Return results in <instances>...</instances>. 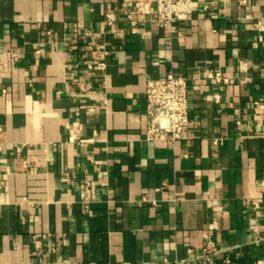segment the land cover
<instances>
[{"label":"crops","instance_id":"crops-1","mask_svg":"<svg viewBox=\"0 0 264 264\" xmlns=\"http://www.w3.org/2000/svg\"><path fill=\"white\" fill-rule=\"evenodd\" d=\"M140 1L0 0V264H264V0H192L174 31ZM86 34L108 54L83 91ZM167 74L188 144L144 139Z\"/></svg>","mask_w":264,"mask_h":264},{"label":"built area","instance_id":"built-area-1","mask_svg":"<svg viewBox=\"0 0 264 264\" xmlns=\"http://www.w3.org/2000/svg\"><path fill=\"white\" fill-rule=\"evenodd\" d=\"M137 10L148 15L154 13L155 22L159 27L175 30L176 23L190 19L193 11L192 0H142ZM131 19V15L128 14ZM113 17L107 15V22L112 23ZM132 22H134L131 19ZM262 29V24L255 25ZM86 51L80 53L69 65L70 79L78 82L81 90H86L97 66H101L102 57L106 56L104 45L98 43L94 36L86 34L82 41ZM213 79L218 84H227L229 79L221 72H213ZM189 81L182 76L167 74L158 79L147 81L145 90L146 117L144 139L146 141H182L190 142L191 120L188 107ZM5 92V90H3ZM204 257L209 259L215 253L214 243L207 239L202 246ZM185 261H174L173 264H183ZM165 263L169 262L165 259Z\"/></svg>","mask_w":264,"mask_h":264}]
</instances>
